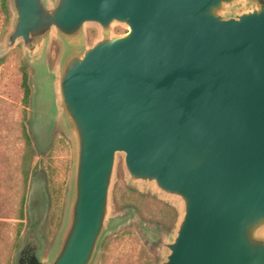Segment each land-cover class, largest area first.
<instances>
[{
  "label": "water",
  "instance_id": "95a60500",
  "mask_svg": "<svg viewBox=\"0 0 264 264\" xmlns=\"http://www.w3.org/2000/svg\"><path fill=\"white\" fill-rule=\"evenodd\" d=\"M10 4L14 20L0 51L22 42L39 66V141L47 146L61 124L75 143L52 254L42 259L44 241L29 233L15 264L94 263L112 225L119 153L132 183L182 205L159 264H264V0ZM91 23L101 32L89 44ZM116 23L128 30L113 32ZM54 35L64 46L56 72L45 67ZM48 84L53 114L43 102ZM44 187L34 184L30 204L36 193L46 198Z\"/></svg>",
  "mask_w": 264,
  "mask_h": 264
},
{
  "label": "rangeland",
  "instance_id": "374dc122",
  "mask_svg": "<svg viewBox=\"0 0 264 264\" xmlns=\"http://www.w3.org/2000/svg\"><path fill=\"white\" fill-rule=\"evenodd\" d=\"M7 6L9 13L0 0V46L14 20L10 0ZM127 30L120 23L112 29L116 33ZM100 32L99 25L88 24L83 41L92 44ZM63 53L61 39L52 36L45 52V67L58 71ZM38 69L22 42L0 51V264H15L25 236L35 232L44 241L41 255L47 259L64 226L71 194L75 163L73 136L57 124L45 148L35 130L38 119L34 79ZM25 71L31 88L28 103ZM43 93V102L53 114L56 106L49 84ZM37 183H43L48 198L39 192L30 204ZM181 213L182 205L177 199L153 186L132 183L125 169L124 154L119 153L111 187L112 225L93 264H159L166 254L163 243L172 238Z\"/></svg>",
  "mask_w": 264,
  "mask_h": 264
},
{
  "label": "trees",
  "instance_id": "16d2710c",
  "mask_svg": "<svg viewBox=\"0 0 264 264\" xmlns=\"http://www.w3.org/2000/svg\"><path fill=\"white\" fill-rule=\"evenodd\" d=\"M1 2H2V5H3V8L5 9V11L7 13H9L8 6H7V0H1ZM24 85H25V102L28 103L29 97L31 94V88L29 86L28 75H27L26 71L24 73Z\"/></svg>",
  "mask_w": 264,
  "mask_h": 264
},
{
  "label": "flooded vegetation",
  "instance_id": "af4514ba",
  "mask_svg": "<svg viewBox=\"0 0 264 264\" xmlns=\"http://www.w3.org/2000/svg\"><path fill=\"white\" fill-rule=\"evenodd\" d=\"M29 249H31V247H29Z\"/></svg>",
  "mask_w": 264,
  "mask_h": 264
}]
</instances>
